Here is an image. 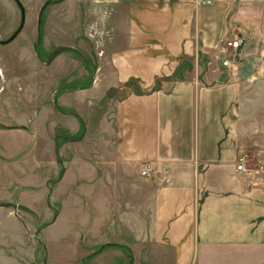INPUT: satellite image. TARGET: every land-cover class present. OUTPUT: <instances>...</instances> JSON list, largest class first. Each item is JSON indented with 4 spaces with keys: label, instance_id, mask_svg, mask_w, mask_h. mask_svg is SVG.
Here are the masks:
<instances>
[{
    "label": "crops",
    "instance_id": "1",
    "mask_svg": "<svg viewBox=\"0 0 264 264\" xmlns=\"http://www.w3.org/2000/svg\"><path fill=\"white\" fill-rule=\"evenodd\" d=\"M118 1L126 33L111 53L117 56L113 76L135 79L144 91L119 93L109 158L120 174L107 176L110 196H96V206L99 201L106 214L120 217L132 264H264V177L235 170L248 145L264 162L257 17H248V30L241 21L246 16H234L237 29L231 26L235 38L245 39L238 54L246 56L247 66H240L246 71L218 86L175 80L153 90L196 47L203 53L218 46L236 0ZM143 163L151 165L153 178L140 177ZM14 250L8 254L0 244V264H21L10 255Z\"/></svg>",
    "mask_w": 264,
    "mask_h": 264
},
{
    "label": "rangeland",
    "instance_id": "2",
    "mask_svg": "<svg viewBox=\"0 0 264 264\" xmlns=\"http://www.w3.org/2000/svg\"><path fill=\"white\" fill-rule=\"evenodd\" d=\"M18 1L26 11V22L32 23L29 32L22 31L20 37H33L36 9L47 0ZM239 3L236 0L225 17L228 35L207 52L196 47L193 56L178 65L177 78L200 86H218L238 76V70L246 71L247 67L240 68L247 66L246 56L232 58L235 69H229L221 65V51L235 38L231 29H237L234 16L247 17L241 20L246 30L248 17H257V29L263 36L257 44L264 48V0H243L242 6ZM121 15L118 0H64L46 8L43 37L47 45L62 44L61 35L65 45L87 56L91 67H83L80 57L66 52L49 68L28 51L22 50L14 61L9 53H1L0 59L7 57L10 61H0V244L8 249L7 253L15 249L10 255H17L21 264H95L93 258L98 256L99 264H132V255L123 246L127 241L120 231V217L106 214L99 201L95 204L96 196L103 201L110 196L107 176L120 174L121 166L109 158L119 93L123 89L144 91L135 79L121 82L113 76L116 67L112 62L117 56L111 53L120 35H124L121 32L126 33ZM18 20L14 1L0 0V21L6 22L2 39L10 35ZM115 20L117 31L112 30ZM92 21L98 22L95 35ZM101 26L103 32L98 30ZM90 35L99 43H94L93 50ZM80 37L85 41H77ZM20 39L4 49L16 50L22 46ZM91 75L95 82L91 83ZM169 84L170 81H162L157 87L166 89ZM55 92L57 110L63 115L53 107ZM72 113L78 114L81 121ZM55 135L72 140L84 136L79 142L57 140V162L52 142ZM242 154L247 155L251 169L264 168L253 147L248 145ZM261 176L264 177V169ZM95 187L99 195L94 194ZM55 214L58 215L53 221Z\"/></svg>",
    "mask_w": 264,
    "mask_h": 264
},
{
    "label": "flooded vegetation",
    "instance_id": "3",
    "mask_svg": "<svg viewBox=\"0 0 264 264\" xmlns=\"http://www.w3.org/2000/svg\"><path fill=\"white\" fill-rule=\"evenodd\" d=\"M47 1H49V0H47ZM63 1L64 0L50 1V4H58V3H62ZM99 2L102 3L103 1H99ZM43 4L44 3H42V5ZM15 5H16V3H15ZM42 5L38 9H36L35 20H34L33 25H32L33 26V29L35 30V35H33V37L32 36L31 37L24 36L23 38L20 37V35L23 34L22 31L26 30V31L29 32V30H30L29 25L31 26V24H32V23H27L26 22V19H27L26 18V11H25V9H24L23 6L22 7H23V12H24V18H23V23H22L21 29L18 32V34L16 35V37L11 42H9L7 44H2V42H4L7 39H9L14 34V32H16V30L20 27V25H21V18H22V12L18 8V6L16 5L17 8H18V11H19V20H18L17 26H15L14 29H12V32L10 33V35L8 37H6L5 39H2L1 38V33H2V31H4L6 29V28H4L6 22H1L0 21V56H1V53L7 52V53H9V57L10 58L13 57V61H14L15 58L18 57L21 54V51L24 50V51H28L30 53V55L34 56L38 63H40L41 65H43L45 68H49V67L53 66L54 62L56 61V59H57V57L59 55H61L62 53H65L66 52V53H71V54H74L75 56L80 57L82 59V62H83V67H85V68L91 67L92 64H90V60L87 59V56L83 52L82 53L85 55V59H83L79 54H77V53H75L73 51H63V52H61L59 54H56L57 49L60 48V47H70V48H73L75 50H78V49L74 48L71 45H65L66 42L63 40V38H62L61 35L59 37L63 41L62 44L55 45L54 47H49L47 45V42H46L45 38L43 37V26H44L45 18H46L45 11H46V8L49 5H47L46 8H44L42 10L41 15L39 17V13H40V10H41ZM90 24H94V25H91V31L94 32V35L97 34V24H98V22L92 21V22H90ZM59 25L61 26L60 23H59ZM102 28H103V26L99 27L98 30L99 31L102 30V32H103V29L104 28L103 29ZM38 30H39V37L37 36V31ZM60 31H63L61 27H60ZM18 38L19 39L21 38L20 41L23 42L22 43V46H20L16 50H9V49H6L5 50L4 49V47H7V46H9V44L17 41ZM91 38H92V40L90 39V43H91L90 49L93 50V48L95 46L94 43H96V44H99V43L93 37V35L91 36ZM76 39H77V37H76ZM77 41H79V42L80 41H85V39L82 38V37H80V38H78ZM75 42H76V40H75ZM78 51H80V50H78ZM100 53L103 54L102 51ZM43 56H49V57L47 59H42ZM0 61H3L5 63H7V62L10 61V59H8L7 57H4V58L0 59ZM88 71H89V69H88ZM88 71H87V73H89ZM93 78H94L93 75H91V79H90L91 80V83L94 82V79ZM56 96H57V93L55 92L54 95H53V97H52V104H53V107H55L56 110H57V108H58V106H57L58 98L57 97L58 96L57 97ZM57 111H58V113L60 115H63L64 114L63 112H61L59 110H57ZM58 140H60V139H58Z\"/></svg>",
    "mask_w": 264,
    "mask_h": 264
},
{
    "label": "built area",
    "instance_id": "4",
    "mask_svg": "<svg viewBox=\"0 0 264 264\" xmlns=\"http://www.w3.org/2000/svg\"><path fill=\"white\" fill-rule=\"evenodd\" d=\"M244 43H245V39L241 37H236L232 41L228 42L226 48L222 49L221 51V54H223V56L220 57L221 65L226 68L233 69L231 59L239 55L238 52L240 48L244 45ZM263 169H264L263 167L251 169L249 167L248 157L246 154L240 155L236 160V165H235L236 172L241 175H245L246 177L260 180L261 171ZM139 175L141 178L151 179L154 176V170L149 163H143L140 166Z\"/></svg>",
    "mask_w": 264,
    "mask_h": 264
},
{
    "label": "water",
    "instance_id": "5",
    "mask_svg": "<svg viewBox=\"0 0 264 264\" xmlns=\"http://www.w3.org/2000/svg\"><path fill=\"white\" fill-rule=\"evenodd\" d=\"M13 1L16 3V5L18 6V8H19V9L21 10V12H22L21 25H20V27L16 30V32H14V34H13L9 39H7L6 41L2 42V44H7V43L11 42V41L16 37V35L18 34V32L20 31L21 26H22V23H23V18H24L23 7H22L21 3H20L18 0H13ZM49 4H50V1H46V2H44V4H43L42 7H41V10H40L39 17H40V15H41L42 10H43L44 8H46V6L49 5ZM37 36L39 37V30L37 31ZM63 51H73V52L79 54L83 59H85V55H84L82 52H80V51H78V50H75V49H73V48H70V47H60V48L57 49L56 54H59V53H61V52H63ZM73 115H74L75 117H79L78 114H76V113H73ZM83 136H84V135H82L81 137H79V138L76 139V140H72V139H70V138L67 137V136H63V135H55V136L53 137V139H52V142H53V154H54V158H55V160H56V161H59V155H58V150H59V149H58V144H57V140H58V139L79 142V141L82 140ZM61 177H62V176L60 175L59 178H58V180H60ZM56 216H57V214H55L53 218L55 219Z\"/></svg>",
    "mask_w": 264,
    "mask_h": 264
},
{
    "label": "trees",
    "instance_id": "6",
    "mask_svg": "<svg viewBox=\"0 0 264 264\" xmlns=\"http://www.w3.org/2000/svg\"><path fill=\"white\" fill-rule=\"evenodd\" d=\"M179 68V67H178ZM178 68L174 71V73L170 76V77H164V78H161V79H157L156 81H155V85H154V87H153V90H159L160 88H158L157 87V85H159L160 84V82H162V81H170V83H172L173 81H183V79L182 78H177V75H176V71L178 70ZM177 78V79H176Z\"/></svg>",
    "mask_w": 264,
    "mask_h": 264
}]
</instances>
